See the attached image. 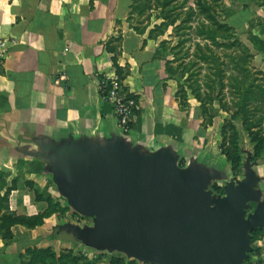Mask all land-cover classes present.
<instances>
[{"label":"crops","instance_id":"crops-1","mask_svg":"<svg viewBox=\"0 0 264 264\" xmlns=\"http://www.w3.org/2000/svg\"><path fill=\"white\" fill-rule=\"evenodd\" d=\"M219 1L220 22L238 35L245 32L240 38L251 43L254 57L264 56L262 0ZM131 4V0H0V41L6 43L0 61V193L12 187L7 203L16 214L30 216L46 209L47 203L37 200L35 192L76 212L53 180L56 161L50 156L58 146L85 139L103 145L117 137L144 153L169 148L180 160L195 138H202L199 101L187 88V106L176 98L187 73L172 61L175 49L168 39L172 26L159 33L154 28L163 21L159 9L148 10L140 19L131 12ZM114 63L126 68L120 81L140 104L127 134L119 130L113 106L98 87L100 77L117 75ZM213 121L212 116L211 125ZM64 223L52 214L34 228L13 225L11 239L0 235V258H7L10 244L23 232H30L39 247L52 248L58 240L42 238L57 227L61 247L72 244L76 238L61 228Z\"/></svg>","mask_w":264,"mask_h":264},{"label":"water","instance_id":"water-1","mask_svg":"<svg viewBox=\"0 0 264 264\" xmlns=\"http://www.w3.org/2000/svg\"><path fill=\"white\" fill-rule=\"evenodd\" d=\"M50 158L60 194L93 221L61 228L96 249L151 264H244L250 231L264 226V201L244 217L247 201L258 198L249 167L214 198L205 189L222 174L193 159L182 167L169 148L144 153L117 137L103 145L85 139Z\"/></svg>","mask_w":264,"mask_h":264},{"label":"rangeland","instance_id":"rangeland-1","mask_svg":"<svg viewBox=\"0 0 264 264\" xmlns=\"http://www.w3.org/2000/svg\"><path fill=\"white\" fill-rule=\"evenodd\" d=\"M213 3L215 10L218 8L220 1L206 0ZM182 0H177L180 3ZM194 0H186V5L194 6ZM174 5V4H172ZM186 8H180L175 12L180 15ZM217 11V10H216ZM214 11V15L219 21H222V15L219 11ZM179 13V14H178ZM156 15V12H152ZM137 17V16H135ZM146 17V14H144ZM142 19V16H138ZM205 17L199 15L194 18L192 23H200ZM191 30L184 27L177 31L171 32L170 43L174 45L175 58L172 60L179 69H186L188 81L191 85L200 88L199 93L202 100L207 104V112L201 115V119L206 123L209 120L208 112L214 117L213 124L204 129L202 138H195L193 146L189 147V153L182 156L178 163L185 166L191 159L196 163L202 164L209 170H216L222 174V178H212L206 186V191L211 197L223 196L225 194L223 187L233 181L237 184L245 178V168L249 167L256 176V181L252 189L258 194L256 200L247 201L245 215L253 213L259 202L264 201V143H259L255 148V141H252L249 131L264 135V56L260 54L254 57L253 47L248 41L241 40L245 32L240 31L239 35L234 30V42L230 39L220 38V43L224 45H213L209 40H202L194 36ZM226 33H230L227 31ZM241 37V38H240ZM200 43L199 51L196 43ZM229 43V44H228ZM256 46L259 44L256 42ZM198 88V89H199ZM251 88L246 93L248 98L243 105L245 112L240 110L241 106V89ZM255 92L257 95L255 96ZM210 98L214 101L210 102ZM233 114V116H232ZM232 116V118H231ZM223 123H232L237 132V146L240 155V163L236 171H232L229 162L221 154V149L229 145V135L231 129L225 128L224 138L220 136V128ZM253 136V134H252ZM201 137V136H200ZM258 138V137H257ZM195 147V148H194ZM217 187L221 190L218 191ZM58 223L71 222L77 225H92V218L81 217L80 214L68 209L65 213L57 214ZM30 232H23L16 235L19 241L15 240L10 244L11 251L6 254L7 258H0V264H20L21 261H27L25 253L26 246H37L35 239L30 238ZM61 230L52 227L51 232L46 233L44 238L50 241L58 240L53 243L51 248L54 257L47 262L37 264H151L140 262L125 253L117 250L96 249L93 246L85 245L81 241L73 240L72 244L61 247L60 238ZM62 235L73 239L70 234L62 232ZM251 249L243 261L244 264H264V226L254 228L250 231ZM16 239V238H15ZM32 241V242H31ZM25 247V248H24ZM23 251L21 252V249ZM46 248V247H42Z\"/></svg>","mask_w":264,"mask_h":264},{"label":"trees","instance_id":"trees-1","mask_svg":"<svg viewBox=\"0 0 264 264\" xmlns=\"http://www.w3.org/2000/svg\"><path fill=\"white\" fill-rule=\"evenodd\" d=\"M177 0H131V12L135 14V16H144L148 10L152 9H159V16L163 19V21L156 25L154 28L158 30L159 33L164 32V28L167 26H172V30L174 35L177 34V31L181 30L183 27L186 30H192L197 38L202 40H209L213 45H224V43H220L218 40L219 38L222 39H230L233 36L232 27H230L226 23L220 22L214 15L215 7L213 3H208L206 0H194V6L186 5V0H182L180 3H176ZM214 0H212L213 2ZM219 1V0H215ZM264 3V0H262ZM174 4V5H172ZM180 8H186L184 12H181L180 15H177L175 12ZM179 14V13H178ZM202 15L205 17L204 21L200 23H192L194 18ZM147 17V14H146ZM177 20L179 21L177 24ZM229 31L230 33H226ZM231 43L234 42L233 40L230 41ZM164 44V41L161 45ZM229 44V43H228ZM200 43H196V48L199 51ZM115 69L116 74L119 80H123L127 74L126 68L119 67L116 63ZM181 69V68H180ZM182 72H186V69H182ZM183 75V74H182ZM199 85L193 86L189 83L188 77L186 76L183 83L179 84L176 98L179 101V104L183 107L187 106V93L186 88L191 92V94L199 101V110L200 114L207 112V104L208 102H204L200 96ZM108 85L105 86L108 89ZM199 88V89H198ZM123 90L127 93L129 92L126 87L123 85ZM251 88H245L244 90L241 89V106L240 110L245 112L244 104L248 98L246 93L250 92ZM130 94V92H129ZM254 94V93H252ZM257 93L255 92V96ZM210 102L214 101V98H210ZM233 116V114H232ZM231 116V118H232ZM209 120L208 122H204L201 120V125L206 128L211 125L212 123V116L208 112ZM229 127L231 129V133L229 135L230 141L229 145L225 147V149H221V154L225 157L226 161L229 162L230 168L232 171H236L237 167L240 163V155L238 153V146H237V132L235 126L231 123H223L220 128V136L224 138L225 136V128ZM251 134L250 138L252 141H255V148L258 147L259 143H264V135H259V133L249 131ZM253 134V136H252ZM258 137V138H257ZM1 181V179H0ZM3 188V183L0 182V190ZM12 187H7L4 192L0 193V235L3 239L9 240L12 238L11 227L16 224H20L25 226L26 228H34L35 226L41 225L45 218L49 217L52 214H62L65 213L69 208L67 206L62 205L59 201H55L51 197H42L37 192L36 199L37 200H44L47 203V207L44 211L39 212L34 215L26 216V215H19L16 214L14 211H11L8 207V194ZM217 190L220 191L221 188L217 187ZM25 253L27 255V261L23 260L20 264H37L40 262H47V260L54 257V253L52 252L50 247L42 248L37 246H29L25 248Z\"/></svg>","mask_w":264,"mask_h":264},{"label":"built area","instance_id":"built-area-1","mask_svg":"<svg viewBox=\"0 0 264 264\" xmlns=\"http://www.w3.org/2000/svg\"><path fill=\"white\" fill-rule=\"evenodd\" d=\"M5 51L6 43L0 41V61ZM106 85L109 86L108 89L105 88ZM98 87L101 96L113 106L119 130L124 134L129 133L140 109L138 98L133 93L129 94L122 89L123 84L117 75L100 77Z\"/></svg>","mask_w":264,"mask_h":264}]
</instances>
